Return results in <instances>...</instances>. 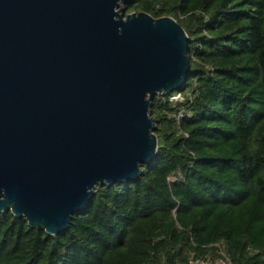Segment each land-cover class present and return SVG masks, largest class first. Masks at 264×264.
Here are the masks:
<instances>
[{
	"label": "trees",
	"instance_id": "1",
	"mask_svg": "<svg viewBox=\"0 0 264 264\" xmlns=\"http://www.w3.org/2000/svg\"><path fill=\"white\" fill-rule=\"evenodd\" d=\"M174 19L189 75L156 95L157 153L134 181L97 186L50 236L0 214V264H264V0H129ZM183 110L180 118L177 117Z\"/></svg>",
	"mask_w": 264,
	"mask_h": 264
},
{
	"label": "water",
	"instance_id": "2",
	"mask_svg": "<svg viewBox=\"0 0 264 264\" xmlns=\"http://www.w3.org/2000/svg\"><path fill=\"white\" fill-rule=\"evenodd\" d=\"M127 1L0 0V214L59 235L155 158L151 100L186 83L188 37Z\"/></svg>",
	"mask_w": 264,
	"mask_h": 264
},
{
	"label": "built area",
	"instance_id": "3",
	"mask_svg": "<svg viewBox=\"0 0 264 264\" xmlns=\"http://www.w3.org/2000/svg\"><path fill=\"white\" fill-rule=\"evenodd\" d=\"M167 98H168V102H170V103L182 101V95L180 93H177L174 95H169ZM182 114H183V110H181L179 112L177 117L180 118ZM221 255H222L221 260L217 261V262L204 260V259H196V260L192 261L191 264H230L229 259L223 253H221Z\"/></svg>",
	"mask_w": 264,
	"mask_h": 264
}]
</instances>
